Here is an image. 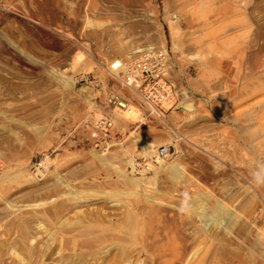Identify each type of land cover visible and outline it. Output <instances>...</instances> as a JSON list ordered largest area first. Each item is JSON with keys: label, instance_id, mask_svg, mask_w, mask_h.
I'll return each mask as SVG.
<instances>
[{"label": "rangeland", "instance_id": "rangeland-1", "mask_svg": "<svg viewBox=\"0 0 264 264\" xmlns=\"http://www.w3.org/2000/svg\"><path fill=\"white\" fill-rule=\"evenodd\" d=\"M150 46L185 91L161 116L110 71ZM116 91L140 118L111 111ZM145 144L168 150L155 176ZM4 164L23 175L0 182V264H264V0H0Z\"/></svg>", "mask_w": 264, "mask_h": 264}, {"label": "built area", "instance_id": "built-area-1", "mask_svg": "<svg viewBox=\"0 0 264 264\" xmlns=\"http://www.w3.org/2000/svg\"><path fill=\"white\" fill-rule=\"evenodd\" d=\"M120 78L114 75L115 80L120 89L138 96L143 105L149 107L153 112L162 115V104L171 103L183 95L182 88L172 80L171 67L164 52L156 47L150 46L143 48L138 57L131 62L125 71L118 74ZM119 89V90H120ZM107 106L111 111H127L130 112L132 103L129 97H122L117 92H111L107 96ZM173 102L168 109L174 108ZM61 129L65 134H73L74 130L66 127V123H62ZM93 125L92 141L94 147H101L100 140L96 136H109L113 132V119L110 117H100L91 121ZM64 134V135H65ZM166 148L159 150V156L163 157L167 154ZM147 170V167H145Z\"/></svg>", "mask_w": 264, "mask_h": 264}, {"label": "bare ground", "instance_id": "bare-ground-1", "mask_svg": "<svg viewBox=\"0 0 264 264\" xmlns=\"http://www.w3.org/2000/svg\"><path fill=\"white\" fill-rule=\"evenodd\" d=\"M64 41V40H63ZM157 48V47H156ZM83 49V48H82ZM142 49H143V47H142ZM130 51H133L134 53V55H137L138 56V53H140L142 50H140L139 48H135V50L134 49H131ZM163 51V50H162ZM166 53V52H165ZM132 54V53H131ZM132 54V55H133ZM83 53L82 52H80V50L79 49H75V51H74V53H73V56H72V59L70 60V62H69V65L67 66V69H65L64 70V72H67L68 70H73V69H76V67L83 61ZM85 57V56H84ZM104 59V58H103ZM82 64V63H81ZM131 64V63H130ZM129 63H127L126 65H123V63H121L119 60H115V61H113L110 65V71H111V74L112 75H114L116 78L118 77V78H120L119 77V73H121V72H123V71H125L126 70V68L130 65ZM105 65V64H104ZM87 68V67H86ZM71 78L72 77H64V83L68 86V87H70V88H72V81H71ZM116 84V83H115ZM118 84V83H117ZM120 90H122V89H120ZM124 91V90H123ZM117 92V91H116ZM127 94L129 95V92H127ZM131 94V93H130ZM185 94V91H183V95ZM135 95V94H134ZM182 95V96H183ZM130 96V95H129ZM133 96V95H132ZM187 97V96H186ZM131 98V97H130ZM181 98H183V97H181ZM180 101V100H179ZM261 102V101H260ZM179 103V102H178ZM132 106H133V104H132ZM190 108H191V106L190 105H185L184 106V109L185 110H190ZM137 110V109H136ZM170 109H168V111H169ZM120 113H124V114H126V113H128L127 111H119ZM118 112V113H119ZM128 114H133L135 117H139L140 118V116H139V114L137 113V111H133L131 108H130V112L128 113ZM128 114H127V116H128ZM110 115V114H109ZM96 116V115H95ZM103 117V116H102ZM94 118V117H93ZM98 118H100V117H98ZM97 118V119H98ZM124 118V117H123ZM89 119V118H88ZM114 122V121H113ZM69 124V123H68ZM91 130H92V132H91V134H90V139H92V134L94 133V131H93V125L91 124ZM70 129V128H69ZM114 129H115V127H114ZM59 131L62 135H64L65 134V132L62 130V129H56V131ZM86 130V129H85ZM116 130V129H115ZM45 132L46 133H50V130L49 129H45ZM120 132H122V131H120ZM90 133V132H89ZM52 134V133H51ZM66 135H69V134H65L64 136H66ZM105 136H96V138H97V140H101L102 141V138H104ZM93 140V139H92ZM143 149H142V154H143V156L144 157H146V159H149V161H150V157L152 156V155H154L155 156V161H156V168L154 169V175L153 176H155L156 175V173L158 172V171H163L162 169H164L165 167H166V165H167V162H166V160H164V159H162L161 158V156H159V153L158 154H156L155 153V151H154V148H155V145L154 144H145L143 147H142ZM106 152V150H104V153ZM140 152V151H139ZM105 155V154H104ZM167 155V154H166ZM165 155V156H166ZM99 157H100V155H98ZM102 156V155H101ZM164 157V156H163ZM104 160V159H103ZM49 163V160H47V158H44V159H42V162L39 164V166L36 168V165L34 166V170H33V172L32 173H24L25 174V177H30V179L31 180H35L36 179V174H41V175H44L45 173H46V171H47V169L45 168L46 167V165ZM128 163H129V165H130V167L131 168H134V160L133 159H129V161H128ZM176 165V164H175ZM45 166V167H44ZM179 166V165H178ZM45 168V169H40V168ZM145 167H147V170H145ZM173 167V166H172ZM5 169V164L2 166V167H0V182H2V181H4V180H6V179H12L13 177H16L18 174H21L22 172L21 171H13L14 169H11V168H9L8 167V169H6L5 171H3ZM149 166L147 165V164H145V163H141V164H137V166H136V170L138 171V172H141V173H139L140 174V176L139 177H137V178H135V177H129V180L131 181V184H133V186L136 188V189H138V188H142V187H144V188H147V184L149 185V182H150V180H152V178H153V176L151 177V178H149L148 179V177H146L144 174H143V172H145V171H149ZM179 169H180V166H179ZM25 170V169H24ZM176 170V169H175ZM177 171V170H176ZM25 172V171H24ZM174 172V171H173ZM36 173V174H35ZM180 173V172H179ZM181 173H182V171H181ZM31 174H33L32 176H31ZM22 175H23V173H22ZM123 176H127V174H125L124 172H123ZM24 177H22V179H23ZM176 178V177H175ZM182 178V177H181ZM19 179V178H18ZM177 179V178H176ZM17 180V179H16ZM5 182V181H4ZM134 190V189H133ZM208 194V193H207ZM218 206H219V209H220V212H222L223 213V211H227L228 212V208L225 206V204H218ZM214 213V212H213ZM235 214V213H234ZM230 215H233V214H230ZM234 216H237L236 214L234 215ZM238 217V216H237ZM236 218V217H235ZM241 218V217H240ZM240 218H238V219H240ZM217 219V218H216ZM237 219V218H236ZM218 220V219H217ZM221 222V221H220ZM241 227V226H240Z\"/></svg>", "mask_w": 264, "mask_h": 264}, {"label": "clouds", "instance_id": "clouds-1", "mask_svg": "<svg viewBox=\"0 0 264 264\" xmlns=\"http://www.w3.org/2000/svg\"><path fill=\"white\" fill-rule=\"evenodd\" d=\"M254 177L257 183H264V169H261L259 172L254 173Z\"/></svg>", "mask_w": 264, "mask_h": 264}]
</instances>
